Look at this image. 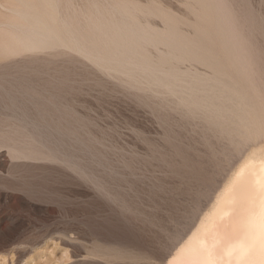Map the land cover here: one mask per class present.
Here are the masks:
<instances>
[{
  "label": "rangeland",
  "instance_id": "374dc122",
  "mask_svg": "<svg viewBox=\"0 0 264 264\" xmlns=\"http://www.w3.org/2000/svg\"><path fill=\"white\" fill-rule=\"evenodd\" d=\"M22 3L46 10L55 6L59 18L73 22L75 38L66 41L67 46L58 44L37 54L12 53L8 46L6 50L2 37L12 11ZM117 3L138 11V21L152 31V42L163 41L147 44L148 64L155 66L160 60L180 74L205 75L206 80L194 87L193 93L197 96L212 85L211 92L225 96H177L152 78L125 81L115 67L103 65L114 56L113 50L103 48L106 40L102 38L96 39L98 51L86 54L81 44L91 34L84 32L89 27L88 15ZM0 26L4 32H0V84L32 83L44 88L39 114L31 113L27 96L0 89V128L18 122V118L20 124L36 120L45 143L68 160L56 163L16 158L5 142L0 143V254L16 245L24 246L0 264H33L35 260L44 264V257L54 259L45 264H163L208 210L213 194L243 155L252 151L264 154V0H1ZM168 30L173 33L169 37ZM169 38L185 43V50L176 47L170 55ZM211 56L216 59H209ZM55 82L57 87L51 94L47 90ZM186 84L192 88L194 83ZM185 99L204 103L185 104ZM195 106L203 110L195 111ZM245 108L249 114L242 111ZM251 113L253 119H247L248 124L261 122L263 115L262 133L255 136V128L251 125L253 131L249 125L250 142L259 138L260 143L246 146L249 137L241 136L245 130L238 120L244 114L249 118ZM66 123L73 133L63 130ZM56 125L59 131L49 134ZM66 174H71L73 183ZM7 215L15 220L11 226L6 225ZM52 237L62 241L53 243ZM121 245L127 248L122 250ZM38 255L41 260H37Z\"/></svg>",
  "mask_w": 264,
  "mask_h": 264
},
{
  "label": "bare ground",
  "instance_id": "6f19581e",
  "mask_svg": "<svg viewBox=\"0 0 264 264\" xmlns=\"http://www.w3.org/2000/svg\"><path fill=\"white\" fill-rule=\"evenodd\" d=\"M0 2H1V0H0ZM222 2H223V0H222ZM137 13H138L137 10L130 9L125 3H117V4H114V6L111 5L110 8H108V9L97 11L94 15H91V16L88 15V19L86 21V26H89L90 28L89 27L85 28L84 32L88 31L89 33L94 34L96 36L94 37L90 34V36L88 38L83 40L81 46L85 50V53L88 54L87 52H90L91 50L98 51V50H96V49H98V46L96 44L97 43L96 39L102 38V39L106 40L103 48L111 49V51L113 50L112 56H114L113 58H111V61L107 62L106 64L104 63L103 65L105 66V68L114 69V67H115V72L118 74L124 75L123 79L125 81H130V82L142 81L144 79L152 78L155 80L154 82L156 85H158L160 87L161 86L165 87L168 91H170V93L175 94L177 96H180L183 93H186L188 95V97H195V98H200V99H202L203 95L209 96V94H211V93L213 96H223L224 93L223 94L222 93L221 94H215L214 92H211L212 88L214 87L212 85L208 86L206 88H203L201 90V92L199 91L200 94L197 93L198 94L197 96L195 95V93H193L195 91L194 87L197 88L200 84H202L206 80L205 75L199 76L196 74H191L189 72L187 74H180V72H178V71H173V70H169L168 68H166L164 66V63L161 62L160 60H158V62H156L155 66H154V64H153V66L148 64L151 60L146 56V52L148 50L147 44L150 43V44L154 45V44H156V42H163V41H155L153 39V42H152V31L149 29V27L145 28V26L141 25V23L137 19ZM169 17H171V16H169ZM66 19L58 17L57 9L55 8V6L50 7L48 10H46L45 7L35 6V5L26 6L22 3L19 7H17L15 10L12 11L11 17H10L9 22L7 24V32L5 33L6 36H5V38H3L1 36L2 40L4 39V42L0 39V42L1 41L3 42V43H1V45L2 44H3V46L6 45V48H5L6 50H7V46H8V48H10L9 51L12 53H21L22 52L24 54L41 53L44 49L49 48V47H54L55 45H58V44H63V45L67 46L69 44H67L66 41L72 40L73 38H75L74 36H75V33H77V31L72 28L73 22L71 20H66ZM166 24H167V22H166ZM168 28L173 29L172 25H168ZM1 31L3 32V30H1ZM3 34H4V32H3ZM171 34H173V33L168 30L167 36L169 37V35H171ZM203 34H204V32H203ZM77 35H79V34H77ZM145 40H147L149 42H147ZM171 41H172V38H169L166 42H171ZM3 46H1V49ZM9 46H12V47H9ZM176 47H180L181 49H183L185 47V43H181V42L177 43L176 41L175 42L172 41L171 45L169 46L170 55H173L175 53L174 51L177 50ZM5 49L3 51H5ZM184 50H185V48H184ZM219 50H221V48ZM9 51H7V52H9ZM207 52H209V50ZM210 53H212V51ZM5 54H6V51H5ZM5 54H4V56H5ZM91 56H92V54H91ZM230 57H232V56H230ZM241 57H243V56H241ZM165 58H166V56H165ZM202 58H203V56H202ZM210 58H212V56L209 57V59ZM173 59H174V57H173ZM206 59H207V57H206ZM214 59H216V58L213 57L212 60H214ZM248 59L249 58H247V60ZM87 60H89V58ZM96 61L98 62L99 60H96ZM196 62H197V60H196ZM217 62H218V60H217ZM225 63H227V62H225ZM146 65H148L149 68L147 70H144L142 67H144ZM192 65H194V64H192ZM196 65H195V67L197 69ZM202 65H204V63ZM91 66H93V65H91ZM205 66H207V65H205ZM99 68H101V66ZM144 68H146V67H144ZM191 68L192 67H190V69ZM207 68H209V67H207ZM228 68H229V66H228ZM233 68H235V67H233ZM210 70H208V71H210ZM208 71H206V72L208 73ZM106 74H107V72H106ZM223 74L226 75L225 72ZM219 75L222 76V74H219ZM219 75L216 76L218 79L221 78V76H219ZM214 79H216L215 76H214ZM190 81L191 82L193 81V83H194V84H191V85H193L192 88H190L189 85L186 84V83H190ZM227 82H229V81H227ZM17 84L18 85L9 84L8 86H4V85L0 84V89H2V90L5 89L6 91H8L10 93L12 91V92L20 93L22 95L27 96L28 100L32 103V106L29 108V110H32L31 113L39 114L41 112V110L38 106H40L42 103L41 102V99H42L41 94L43 93L42 90H44V88L41 85L40 86L34 85L32 83H17ZM217 84H218V82H217ZM219 84H221V83H219ZM56 85H57L56 82L54 84L50 85L49 90H47V91H49L51 94H53L52 90L57 87ZM172 85H173V87H171ZM213 85H214V83H213ZM233 85H235V84H233ZM184 86H185V88H184ZM227 86H229V84ZM245 86L246 85H244V87ZM220 87H222V84ZM224 87H225V85H224ZM235 87H237V86H235ZM232 88H233V86H232ZM247 88H248V86H247ZM224 90H225V92L227 91L225 88H224ZM236 90H234V91H236ZM228 91H230V90H228ZM243 91H244V89H243ZM245 92H248V91L245 90ZM235 94H238V93H235ZM245 94H247V93H245ZM248 95L249 94H247V96ZM251 95H253V94H251ZM238 96H239V94H238ZM186 99H185V102L183 101L185 104L197 105V103L203 102V100H190L189 99L190 101H186ZM218 99H220V98H218ZM234 99L236 100V98H234ZM241 99H243V97H241ZM245 99H246V97H245ZM238 100H239V98H238ZM231 101L233 102L232 99L230 100V102ZM243 101H244V99L242 100V102ZM248 102H250V97H249ZM258 103H256V104H258ZM259 104H261V103H259ZM53 107H54V105H53ZM190 108H191V106H190ZM213 108H214V106H213ZM246 108H245V110H242V111L249 114L248 112L251 109L249 107H248V109H250V110H248ZM259 108H260V106H259ZM194 109H195V111L196 110L199 111L200 109L203 110L202 107L196 109V106ZM223 109H224V107H223ZM262 111H263V109H262ZM19 113H20V111H19ZM211 113H212V111H211ZM232 113H233V111H232ZM256 113H258V112L256 111ZM233 114H235V113H233ZM241 114H239V116H238V117H240V119H241ZM253 114L251 113L250 115L252 116ZM223 115H225V114H223ZM250 115H249V118H247L248 116L246 117V115L244 114L245 117H242L241 120H238L239 124H240V121L243 123L244 126H242V127H244V130H245V131L243 130L244 133L241 136L245 139L247 137H249V140L247 139L249 142L248 141L246 142L245 139L240 138V139H243L247 143L246 146L248 145V143H252V144H250V146L254 145L253 143H257L260 140L258 138V140L256 139L255 142H252V141L250 142V137L253 135H251V133H249V131H246L248 126L252 125L255 128V131H254V128L252 126L249 129H253V131H254L253 133L255 136L259 135L258 137H261V135H260V133H262L261 132V130H262L261 126H263L261 124L264 120V119L262 120V117L264 115L263 114L262 116L259 115L261 117V122L257 121L255 123V121H252V122H250L251 124H248L249 120H247V119H250V120H251V118L253 119V116L250 117ZM255 116H258V115H255ZM225 117H224V120H225ZM232 117H231V119H233ZM219 118H221V117H219ZM11 119H12V117H11ZM55 119H56V121L59 120V118H57V117ZM17 121L19 123L16 121H12V122L7 123V125H4V126H6L5 129H4V127L0 128V136L5 138V139H2L0 141V143L2 144L3 142H5V145L8 146L13 157L22 158V159H29V160H40V161H46V162H56V163L68 162V160L64 156H60L58 153H56L54 148L49 147L45 143V141L43 140L42 135H41V133H42L40 130L41 124H38L36 120L31 121V119H30V121L28 120V122H25V123H24L23 119H21V121H23V124H20L19 118L17 119ZM225 121H227V120H225ZM216 122H217V120H216ZM232 122H234V119L232 120ZM263 124H264V122H263ZM245 126H247V127H245ZM242 127L240 129H242ZM220 128H222V127H220ZM249 129H247V130H249ZM63 130L67 131L68 134L73 133V131L69 127L68 123H66V126H63ZM57 131H59V127L56 125L52 128V130H49L50 133L49 132L48 133L53 134L54 132H57ZM233 131H235V130H233ZM233 131L232 132L229 131V132L233 133ZM238 131H239V129L237 128V132ZM237 132H235V133H237ZM241 132H239V133H241ZM223 133H224V131H223ZM2 134H5V136ZM63 136H64V134H63ZM230 137H232V135ZM233 137H234V135H233ZM240 139H239V144L242 141V140L240 141ZM235 140H237V139L235 138ZM253 140H254V138H253ZM244 141L242 142V145L245 144ZM228 143H229V141H228ZM258 143H260V142H258ZM240 146H241V144H240ZM244 146L245 145H243L242 147H244ZM236 147H238V145H236ZM246 148L245 149L242 148V149L247 150ZM241 150H237V151L239 152ZM253 150H255V149H253ZM243 153L245 154L246 152H243ZM239 155L241 156V153H239ZM1 156H3V154ZM1 156H0V164H2L1 162H3V161H1ZM237 164H238L237 166L235 165L236 168L234 170H232L233 172H231V175L227 178L226 181H224L225 183L223 185H220L222 187H220V189L217 188L218 191L215 193V195L213 194L214 198L209 197V198H212L213 201L211 199L212 203L209 202V204L211 203V205L208 208V210L203 215H201L202 216L201 218L198 217L199 221H197V223L193 227L191 226L192 228L189 227L190 228V230L188 229L189 232L186 234V236H184L183 239H181L179 244L175 247L174 251L167 256V258L165 259L163 264H264V154L259 156L254 151H252L251 153L243 155V158H241L240 162L239 163L237 162ZM72 171H74V169H72ZM66 175H67V177H69V178H67L68 180L71 179L70 178L71 174H66ZM226 176H228V175H226ZM69 182L73 183L70 180H69ZM19 198L23 199V197H18V199ZM25 200H26V198H25ZM33 204H35V203H33ZM20 205H23V204H20ZM24 206L26 207V205H23V207ZM39 206H37V207H39ZM33 207H35V206H33ZM46 208H48V207H46ZM26 209H29V208H26ZM30 209H32V208H30ZM34 209H37V208H34ZM39 210H41V209H39ZM202 213H203V211H202ZM13 215H14V213H13ZM6 220L8 222V223L5 222V223H7L6 225L9 224L10 226L13 225L15 222L14 218H12L11 216H8V215L6 216ZM5 223H4V226H6ZM18 223H19V221H18ZM9 228H12V227H9ZM15 228H14V231L17 229V228L15 229ZM3 231H4V227H3ZM57 231H59V230H57ZM57 231H55V232H57ZM62 233H64V232H62ZM13 235H15V234H13ZM69 235H70V233H69ZM70 237H73V236H70ZM57 239L61 240L59 237L53 238L52 239L53 243L57 244V242L54 241ZM60 242L58 241V243H60ZM69 242H71V241H69ZM53 245L51 246V249H52ZM54 248H56V246ZM119 248H121L123 250V249H126L127 246L121 245V246H119ZM22 249H24V246H17L16 245V246L12 247L8 251V253H6L5 255L0 254V263H2L3 261L5 262V259H8L6 257H8L11 254H15V256H16L18 251H21ZM9 257H11V256H9ZM47 257H49V256H47ZM35 258H36V256H35ZM41 259H42V257H40L37 260H41ZM44 259H45L44 262L47 263V261L50 262L51 261L50 259H52V258L48 259V258L44 257ZM52 260L54 261V259H52ZM35 261H34V263L33 262L32 263L33 264L43 263L42 262L43 260L40 262L38 261L39 263H37V261L35 263ZM27 263H29V262H27ZM51 264H53V263H51ZM54 264H57V263H54Z\"/></svg>",
  "mask_w": 264,
  "mask_h": 264
}]
</instances>
